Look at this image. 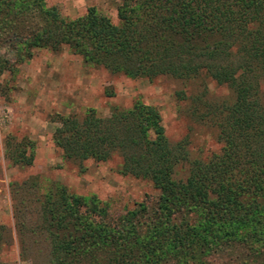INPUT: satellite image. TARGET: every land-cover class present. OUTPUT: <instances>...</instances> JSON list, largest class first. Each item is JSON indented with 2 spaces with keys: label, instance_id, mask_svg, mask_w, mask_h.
Segmentation results:
<instances>
[{
  "label": "trees",
  "instance_id": "16d2710c",
  "mask_svg": "<svg viewBox=\"0 0 264 264\" xmlns=\"http://www.w3.org/2000/svg\"><path fill=\"white\" fill-rule=\"evenodd\" d=\"M116 18L113 25L88 8L65 19L44 0H0V76L33 49L66 48L130 79L200 81L190 112L215 128L220 148L189 160L186 141L170 145L157 110L139 102L104 118L91 110L60 118L52 141L64 159L116 155L119 174L148 181L158 195L154 207L110 219L94 196L58 183L39 193L31 179L47 264H264V0H119ZM205 80L232 100L209 101ZM17 146H5L6 160L29 166L32 155Z\"/></svg>",
  "mask_w": 264,
  "mask_h": 264
},
{
  "label": "rangeland",
  "instance_id": "374dc122",
  "mask_svg": "<svg viewBox=\"0 0 264 264\" xmlns=\"http://www.w3.org/2000/svg\"><path fill=\"white\" fill-rule=\"evenodd\" d=\"M61 17L74 19L93 8L98 15L117 24L119 0H44ZM12 64L13 57H7ZM0 264H47V248L37 230L35 199L49 183L64 186L71 194L94 196L107 206L110 219L137 209L139 204L154 207L157 191L143 179L118 173L120 159L113 155L104 162L91 159L68 160L54 146L52 133L58 120L81 118L91 110L100 118L113 108L128 109L134 103L153 107L160 117L164 136L170 145L186 141L189 160H205L218 152L215 128L199 121L190 112V98L200 93V81H180L158 77L151 81L110 74L100 67L82 63L66 48L58 52L33 49L31 57L13 63L0 76ZM209 101L230 102L224 86L205 80ZM258 94L264 100V78L258 81ZM32 155L29 166H13L5 158V146ZM186 165L178 169L184 177ZM206 264H228L211 258Z\"/></svg>",
  "mask_w": 264,
  "mask_h": 264
}]
</instances>
